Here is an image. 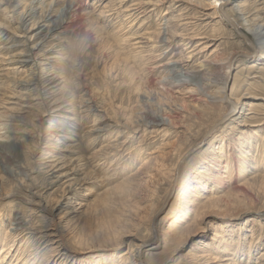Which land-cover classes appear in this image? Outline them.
Listing matches in <instances>:
<instances>
[{"label": "rangeland", "instance_id": "374dc122", "mask_svg": "<svg viewBox=\"0 0 264 264\" xmlns=\"http://www.w3.org/2000/svg\"><path fill=\"white\" fill-rule=\"evenodd\" d=\"M149 1L0 0V258L13 245L2 264L22 258L21 264L45 258L46 264H135L139 248L142 264H264V59L253 66L242 54L247 42L200 0H164L154 11ZM244 1L246 9L255 7L252 14L264 11V0ZM71 2L74 29L87 33L82 44L58 29L31 39V22L29 28L16 22L34 5L37 17L48 18L39 24L45 30ZM233 7L239 21L230 0L226 8ZM167 21L181 33L172 40L160 26L166 36L152 50L157 24ZM184 33L205 39L185 46ZM190 53L193 65L213 62L217 69L236 56L225 93L235 84L233 97L247 102L241 118L223 123L228 102L208 96L188 100L204 112L189 105L173 112L184 97L174 83L184 80L178 70ZM176 55L185 56L176 68L165 67ZM33 70L37 86L30 91L25 83ZM52 74L66 90L60 105L73 103L74 121L47 105L44 78ZM142 94L150 103L142 104ZM161 109L172 124L132 134L120 127L94 132L136 124ZM117 144L119 155L104 154ZM17 216L25 219L23 228L15 225ZM156 245L162 247L153 250Z\"/></svg>", "mask_w": 264, "mask_h": 264}, {"label": "bare ground", "instance_id": "6f19581e", "mask_svg": "<svg viewBox=\"0 0 264 264\" xmlns=\"http://www.w3.org/2000/svg\"><path fill=\"white\" fill-rule=\"evenodd\" d=\"M11 1V0H10ZM230 0H200V3L201 4H206L208 7H210V9L213 10V15H214V18H217L219 19L218 21H227L231 28L232 29H235L233 30L234 32H237L246 42L247 44L250 46V49L246 52H243V56H249V59L251 62V64H253V66H257L259 65V62H261L263 59H264V11L262 10H257L255 12V14H252L253 10L251 9H246V2L247 1H244V0H234V5L236 7L239 8V12L241 13V15L237 16V17H240L239 21L235 18V16L233 17L234 13H235V10H234V7L231 8V9H227V4L229 3ZM9 2V1H8ZM123 2V1H122ZM160 3H164V0H150L149 1V4L153 5L154 8H152L154 10H156V7L160 4ZM260 4V3H259ZM123 5V4H122ZM10 5H8L7 3V6L5 7V11L8 10ZM134 6V5H133ZM141 6V5H140ZM136 7V5H135ZM142 7V6H141ZM258 7V6H257ZM260 7V6H259ZM24 8V7H23ZM118 9V8H117ZM120 9V8H119ZM129 9V7H128ZM136 9V8H134ZM138 9H139V6H138ZM37 6H34V5H31L29 6L28 8H24V10L18 15V18H16V22L22 27L25 25L27 27V23L28 22H31V27L28 31L31 32V39L33 37H37L39 34L41 33H45V36L43 37V39H46L47 36L50 34V32H52V30L54 29H58L60 32L59 33H63L67 36H70V38H73L75 39L76 41H79L81 44L85 41L86 39V34H84V32H76L77 30L74 29V26L76 25L75 23V20H74V16L76 14V11H74V7H73V3L71 2L69 6H67L66 9L63 10V16L60 18V20H57L55 21L54 23V26H47L45 27V30L44 29V25L43 27L40 26L39 24L41 22H43V20H46L47 21V17L45 16H40V17H37L36 16V13H37ZM107 10V9H106ZM137 10V9H136ZM135 10V11H136ZM132 11V10H129V12ZM141 11V10H140ZM112 12V11H111ZM119 12V11H118ZM121 12V11H120ZM138 12V11H137ZM237 12V11H236ZM114 13V11L112 12ZM123 13V12H122ZM149 13H151L149 11ZM239 13V14H240ZM111 14V13H110ZM109 14V15H110ZM125 14V13H123ZM133 13H131L132 15ZM121 15V14H120ZM130 15V16H131ZM14 16V15H13ZM79 16V15H78ZM77 17V16H76ZM107 17V15H106ZM113 17V16H112ZM119 17V16H118ZM133 17V16H132ZM80 18V17H79ZM77 18V19H79ZM181 18V17H180ZM76 19V20H77ZM82 19V18H81ZM15 20V19H14ZM41 21V22H40ZM45 21V22H46ZM185 21V20H184ZM15 22V23H16ZM192 22H187V26H189V24H191ZM172 23L170 21H167L165 24H157V33H156V37H153V39H151V42H152V50L153 49H157L159 48L158 44L160 42H158L159 40H161L162 42V39L164 38V31H166V33L168 34H171V38L172 40L177 37L178 38V34H180L178 32V34H175L176 32L173 31V26L171 25ZM194 24V23H193ZM165 25V29L164 31L162 27L160 26H164ZM24 26V27H25ZM38 26V28H37ZM46 26V25H45ZM186 26V27H187ZM3 28V27H2ZM1 28V29H2ZM29 28V27H27ZM77 28V27H75ZM5 29V28H4ZM78 29V28H77ZM8 30V29H7ZM23 30V29H22ZM185 30V29H184ZM18 31V30H17ZM193 31V30H192ZM29 32V33H30ZM20 33V32H19ZM26 33V32H25ZM185 34V33H184ZM236 34V33H235ZM15 35V34H14ZM23 35V34H22ZM57 35V33L55 34L54 32L51 33V36L50 38H53ZM89 35V34H88ZM5 36V34H4ZM18 36V34H17ZM29 36V35H28ZM166 36V34H165ZM170 36V35H169ZM25 37V36H23ZM27 37V36H26ZM88 37V36H87ZM182 38V41L185 42V46H189L190 44H192L191 42L194 41V40H197V39H205V35L203 36L202 34V37L201 38L198 34H192V35H182L181 36ZM208 38V37H207ZM165 39V38H164ZM124 40V39H123ZM166 40H170V37H167ZM171 40V41H172ZM44 41V40H43ZM188 41H190V43H187ZM31 42V41H30ZM128 42V41H127ZM163 42H165V40H163ZM167 42V41H166ZM129 43V42H128ZM138 43V42H136ZM244 43V42H243ZM45 44V43H44ZM141 44V43H140ZM203 44V43H202ZM183 45V44H182ZM181 45V46H182ZM7 46V45H6ZM13 46V45H12ZM65 45L61 43V45L59 47H64ZM132 46V45H131ZM165 46V45H164ZM199 46V44H198ZM202 46V45H201ZM3 47V46H2ZM37 45L33 46V48L31 49V52L32 50H36L37 48ZM209 47V46H208ZM208 47H204L203 48H208ZM13 48V47H12ZM66 48V47H65ZM16 49V48H15ZM20 49V48H19ZM22 49V48H21ZM27 49V48H26ZM17 50V49H16ZM2 51V50H1ZM10 51V50H9ZM23 51V50H22ZM28 51V50H27ZM40 51V50H39ZM158 51V50H157ZM195 51V50H194ZM199 51V50H198ZM244 51V50H243ZM18 52V51H17ZM30 52V51H29ZM53 52V51H52ZM150 52V51H149ZM193 52V50H192ZM35 53V52H34ZM45 53V52H44ZM4 54V53H3ZM2 54V55H3ZM33 54V53H32ZM36 54V53H35ZM34 54V55H35ZM42 54V53H41ZM177 54H180V53H177ZM236 54V53H235ZM25 55V54H24ZM48 55V54H47ZM158 55V54H157ZM156 55V56H157ZM30 56V54H29ZM44 56V55H42ZM161 56V55H160ZM180 56V55H179ZM185 56V55H184ZM184 56L181 55V57H178V55H176L174 58L178 59V60H174L173 62H170L168 64H166L165 67H169V66H174L172 68H176L177 65L180 63L179 60H182L184 58ZM194 56V53H190L189 56H188V61L186 62V65H184L183 67H181V70H178V71H184L185 72V77H184V80L182 81H178L177 83H174V86L175 89H177L181 94L184 95V97L182 98V104L179 105V109L176 107L175 110H173L174 108H172L171 110H173V112H177L178 110H185L187 108V106H191V109H193L194 111H201L203 110V106L202 104H188V100L190 101H201V99L205 98V97H214L215 100H219L221 102H225L227 101L228 102V105H229V110L228 112L223 116V118L221 119V121L224 123L225 120L227 118H234L233 120L237 119V118H241L242 117V112L243 110L245 109V105L247 104V102H244V99H239L238 97L235 98L233 97V92L235 91V84H233V87L231 89V93L229 95H227L225 93L226 91V82L228 80V76H229V72L232 68V65H233V60L235 59L236 56H231L229 58V61L228 63H226L223 67L217 69V66L215 67L213 64V62L211 63H201L200 65H196L195 64L193 65V62H190L189 59L192 58ZM210 56V55H209ZM217 56V54H216ZM7 57V56H6ZM25 57V56H23ZM187 57V56H186ZM4 58V57H3ZM22 58V57H21ZM42 58V57H41ZM218 59V58H217ZM3 60V59H2ZM14 60V59H13ZM11 60V61H13ZM50 60V59H49ZM185 60V59H184ZM192 60V59H191ZM29 60H18L17 59V63L18 64H27ZM32 61V60H31ZM30 61V62H31ZM36 61V60H35ZM171 61V60H170ZM215 61V60H214ZM241 61V60H240ZM2 62V61H1ZM42 62V61H41ZM169 62V61H168ZM238 62V61H237ZM45 63V62H44ZM47 63V62H46ZM183 63V62H182ZM216 64V62H215ZM255 64V65H254ZM29 65V64H28ZM180 65H183V64H180ZM49 67V66H48ZM157 67V66H156ZM164 67V66H163ZM179 67V66H178ZM36 68V67H35ZM40 68H43V67H40ZM257 68V67H256ZM31 69V68H30ZM45 69V67H44ZM200 69H203L201 71H199ZM46 72L43 73L44 75H48V73H50V71L47 69H45ZM218 72H221L223 71V75H217ZM38 72V71H37ZM42 72H44L42 70ZM56 72V71H55ZM195 72V73H194ZM39 73V72H38ZM54 73V71H53ZM217 73V74H216ZM31 75V80L29 82H26L25 85L26 87H29L28 90L30 89V91H34L32 87L34 86H37V84L33 83L36 81V73L33 72L30 74ZM56 75V74H55ZM54 74H52L51 76H49V78H44V82L46 84V86H43L45 87V92L46 93V101H47V105L48 107L50 108V106H53L52 108H54V110L56 112L58 111H65L66 113L62 114L61 115V119L62 120H67V121H74V117H73V114H74V111H75V108H72L73 106V103H70L68 107H62L60 105V102H62V100H64L65 96H66V90H61L60 88V85L61 83L59 82V79L61 78H58L57 76H55ZM39 76V75H38ZM61 77V76H60ZM168 78V77H167ZM43 79V78H42ZM178 79V78H177ZM183 79V78H182ZM175 80V79H173ZM177 81V80H176ZM19 82V81H18ZM43 82V83H44ZM171 82V81H170ZM175 82V81H174ZM172 83V82H171ZM44 84V85H45ZM18 85V84H17ZM23 85V84H22ZM173 86V85H172ZM17 87V86H16ZM60 87V88H59ZM81 87V86H80ZM20 88V87H19ZM23 88V87H22ZM63 88V87H62ZM37 89V88H36ZM177 91V92H178ZM178 92V93H179ZM36 93V92H35ZM42 93V92H41ZM31 94V93H30ZM33 94V93H32ZM44 94V93H43ZM197 94V95H196ZM43 96V95H42ZM45 96V95H44ZM198 96V97H197ZM32 97V96H31ZM38 97V96H37ZM83 97V96H82ZM81 97V98H82ZM141 98V102L142 104H148L150 103V99L148 98V96H145V94H142L139 96ZM27 98V97H26ZM30 98V97H29ZM247 98V96H246ZM181 100V99H180ZM43 101V99H42ZM45 101V102H46ZM140 102V101H139ZM249 102V101H248ZM153 103V102H152ZM178 105V104H177ZM222 105V104H220ZM176 106V105H175ZM61 107L63 109H61ZM47 109V108H46ZM91 109V108H90ZM159 110V109H158ZM193 111V112H194ZM201 112H204V111H201ZM252 112V111H251ZM167 111L165 110H160V111H156L155 113H147V115L144 117V119L142 120H138L137 123L133 124L131 121H125V122H122L121 124H118V123H115L114 121V125L112 124H106L105 126H98V127H95L94 129V132L97 133V135H100L101 133H104V132H110L112 131L113 128H116V127H120L122 129V133L125 134L127 131L128 132H131L129 134H132L136 131H138L139 129L141 128H145V129H148L149 126H155V125H159V124H162V125H170L172 124L171 122V119L167 116ZM104 116H101L100 119H103ZM238 120V119H237ZM97 122V121H96ZM102 122V121H101ZM163 129V128H162ZM67 131V134H72V131L67 128L66 129ZM140 131V130H139ZM121 132V131H120ZM93 134V133H92ZM102 135V134H101ZM105 135V134H104ZM94 138V137H93ZM130 138H132L130 136ZM93 140V139H92ZM126 140V139H125ZM90 139H89V143L88 145L90 146ZM92 142V141H91ZM112 142V141H111ZM115 142V141H114ZM128 142V141H127ZM123 144V143H121ZM126 144V143H125ZM124 145V144H123ZM123 145H111L110 148L111 150L108 149H105L106 151L108 150L109 152H104V154H108L109 155H117L118 153H120V149L123 147ZM102 147V146H101ZM74 145L71 149V152L74 151ZM97 151V150H96ZM123 151V150H121ZM102 152V151H101ZM2 153V151H1ZM98 153V152H97ZM95 155L96 159L99 160L101 159V155ZM130 154V153H129ZM2 155V154H1ZM6 155V154H5ZM119 155V154H118ZM126 155V154H125ZM106 156V155H105ZM5 157V156H4ZM7 157V156H6ZM5 157V158H6ZM47 158V157H46ZM4 160V159H3ZM5 161V160H4ZM10 161V159H9ZM7 162V160H6ZM13 164V163H12ZM258 164V167L260 166L259 163ZM6 165V164H5ZM14 165V164H13ZM52 171V170H51ZM23 173V172H22ZM24 175V174H23ZM25 176L27 177L28 174H25ZM176 188V187H175ZM36 196V195H35ZM186 201V200H185ZM16 220V224L17 226L19 227H22L23 224L25 223V219L23 217H19L17 216L15 218ZM23 228V227H22ZM19 229V228H18ZM16 230V229H15ZM223 230V229H222ZM220 230H216L214 232V240L217 241V237H221L220 236ZM8 234V233H7ZM52 235V234H51ZM158 235V238L160 237V232L157 234ZM8 236V235H6ZM53 236V235H52ZM55 236V235H54ZM57 236V235H56ZM17 237V236H16ZM39 238V237H38ZM58 238V237H57ZM11 246H13L11 244ZM11 246H9V248H4L3 250V254H6L4 256H2L0 258V264L4 263L5 262V258H7V254L10 253V251L12 250ZM142 246V245H141ZM143 247V246H142ZM162 245H156V247L153 248V250H157L158 248H161ZM141 248H139V251L137 252L138 254V260L135 262V264H142V260L143 259V256L141 255ZM137 250V249H136ZM136 252V251H135ZM210 256V255H209ZM31 259H34V257L32 255H30ZM194 257V256H193ZM22 258V257H21ZM152 258V257H151ZM208 258V257H207ZM154 259V258H152ZM195 259V258H194ZM209 259V258H208ZM25 259L22 258V260H20L19 264H21V262H23ZM50 259L48 258H45V261L46 263L49 261ZM202 260V259H201ZM28 262H30L31 260H27ZM26 261V262H27ZM207 262L209 260H206ZM214 261H216L214 259ZM218 261V260H217ZM212 262V261H211ZM219 262V261H218ZM46 263H42V264H46ZM206 263V262H205ZM214 263V262H213ZM211 263V264H213ZM217 263V262H216ZM214 263V264H216ZM13 264H18V262H14ZM197 264H199L197 262Z\"/></svg>", "mask_w": 264, "mask_h": 264}]
</instances>
